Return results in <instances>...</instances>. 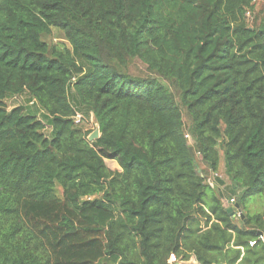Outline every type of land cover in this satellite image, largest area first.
<instances>
[{"label":"trees","instance_id":"1","mask_svg":"<svg viewBox=\"0 0 264 264\" xmlns=\"http://www.w3.org/2000/svg\"><path fill=\"white\" fill-rule=\"evenodd\" d=\"M257 197L264 0H0V264H264Z\"/></svg>","mask_w":264,"mask_h":264},{"label":"rangeland","instance_id":"2","mask_svg":"<svg viewBox=\"0 0 264 264\" xmlns=\"http://www.w3.org/2000/svg\"><path fill=\"white\" fill-rule=\"evenodd\" d=\"M46 41L50 44V46L64 44L65 46L70 48V45L65 40L64 33L61 32L60 30L54 29L53 32H52V35L49 38H46ZM131 71H132V73H134L136 75H145L146 74L145 66L139 61L135 62V64L132 67ZM6 103H7V106H8L9 110L13 109L14 107L23 106L27 110L34 111V106H32L30 104V102L28 101V96L27 95H23L22 97H19V98H11V99L7 100ZM79 126L81 128L86 129V130H93L94 131L96 129V127H97V124H96V121H95L94 117L93 116H89V117H86L85 119H83L82 122L79 124ZM46 133L49 134V130H47ZM107 165L112 170H121V168L119 167V165H118V163L116 161H107ZM219 177L225 183V185H219V187L224 188L225 190H227L228 186L231 184V181L227 177V175L225 174L223 168L220 169V171H219ZM211 178H212L213 184L215 186H217L218 185V180L216 179V177L215 176H211ZM227 197H229V193L227 194ZM257 198L264 205L262 199H260V197H257ZM227 202H229V201L227 200ZM251 202H253V201H248V205L252 204ZM260 209H262V205L260 206L259 210Z\"/></svg>","mask_w":264,"mask_h":264},{"label":"water","instance_id":"3","mask_svg":"<svg viewBox=\"0 0 264 264\" xmlns=\"http://www.w3.org/2000/svg\"><path fill=\"white\" fill-rule=\"evenodd\" d=\"M101 137V134H100V129H99V126L97 124V127L96 129L93 131V133L88 137V141L89 142H94L98 139H100ZM236 211H238L239 213H241V209H240V205L239 204H235V205H230L229 208H228V212L231 214V216H235L236 214ZM255 233L262 237L263 236V233L261 231H255Z\"/></svg>","mask_w":264,"mask_h":264},{"label":"crops","instance_id":"4","mask_svg":"<svg viewBox=\"0 0 264 264\" xmlns=\"http://www.w3.org/2000/svg\"><path fill=\"white\" fill-rule=\"evenodd\" d=\"M222 189H224V188H222ZM229 200H231V199H228V201ZM226 204L228 205V207L230 206L229 202H227ZM251 206H252L253 210H255L257 207L255 202ZM170 263L171 264H200L195 255H190V257L187 259H183L182 257L177 258L174 256L171 258Z\"/></svg>","mask_w":264,"mask_h":264},{"label":"built area","instance_id":"5","mask_svg":"<svg viewBox=\"0 0 264 264\" xmlns=\"http://www.w3.org/2000/svg\"><path fill=\"white\" fill-rule=\"evenodd\" d=\"M14 98H16V97H14ZM82 119H83V117H82V115L81 114H77V116L75 117V122H76V124H80L81 122H82ZM235 203H236V201H235V199L234 198H232L231 200H229V204L230 205H235ZM236 214L237 215H240V213L238 212V211H236ZM261 239H262V237H261ZM255 243L256 242H250V246H254L255 245ZM174 257V256H173ZM172 258V257H171ZM171 260V259H170ZM171 264V263H170Z\"/></svg>","mask_w":264,"mask_h":264}]
</instances>
